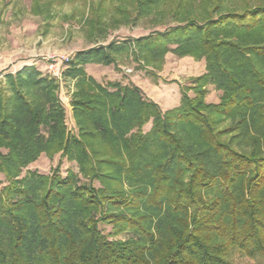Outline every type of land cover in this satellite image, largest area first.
I'll return each instance as SVG.
<instances>
[{"label": "trees", "instance_id": "trees-1", "mask_svg": "<svg viewBox=\"0 0 264 264\" xmlns=\"http://www.w3.org/2000/svg\"><path fill=\"white\" fill-rule=\"evenodd\" d=\"M159 2L138 0L135 17ZM221 2L201 0V19L77 50L59 77L35 64L4 74L0 264H236L233 254L264 264V4L222 12ZM128 52L154 65L167 52L203 58L205 72L162 110L133 82L85 69ZM58 152L77 173L22 175Z\"/></svg>", "mask_w": 264, "mask_h": 264}, {"label": "rangeland", "instance_id": "rangeland-1", "mask_svg": "<svg viewBox=\"0 0 264 264\" xmlns=\"http://www.w3.org/2000/svg\"><path fill=\"white\" fill-rule=\"evenodd\" d=\"M138 0H0V79L7 71L14 72L26 64H35L45 73L63 68V61L73 52L93 46L121 42L162 31L175 26L195 13L202 17L201 0H160L150 13L137 16ZM264 4V0H222L221 11L241 10L245 6ZM176 11V12H174ZM115 65L88 64L85 69L97 81L135 80L144 94L162 110L180 103L181 88L191 85V79L205 72V61L192 56L179 57L167 52L160 63L145 64L133 55L123 53L115 57ZM59 67V68H58ZM72 82L62 81L59 96L65 107V122L74 131L69 104ZM206 102L216 103L221 94L212 85L207 86ZM188 94L192 96V92ZM150 124L144 126V130ZM55 168L64 176L67 170L77 173L74 161L62 158L60 153L39 157L22 171L36 170L50 175ZM3 181V176L0 175ZM98 186V183L95 182ZM103 232L108 226L100 225ZM236 264L248 260L233 254Z\"/></svg>", "mask_w": 264, "mask_h": 264}, {"label": "built area", "instance_id": "built-area-1", "mask_svg": "<svg viewBox=\"0 0 264 264\" xmlns=\"http://www.w3.org/2000/svg\"><path fill=\"white\" fill-rule=\"evenodd\" d=\"M59 68V67H58ZM60 73H61V71H60V69H57V71L55 72V73H52L54 76H57V77H59L60 76Z\"/></svg>", "mask_w": 264, "mask_h": 264}, {"label": "crops", "instance_id": "crops-1", "mask_svg": "<svg viewBox=\"0 0 264 264\" xmlns=\"http://www.w3.org/2000/svg\"><path fill=\"white\" fill-rule=\"evenodd\" d=\"M128 81H131L134 84H136L138 87H140L139 84H137V82L135 80H133V79H131V80H125V82H123V83H127Z\"/></svg>", "mask_w": 264, "mask_h": 264}]
</instances>
